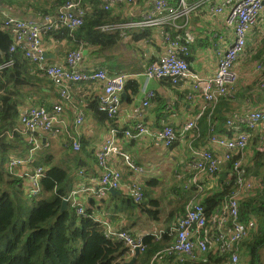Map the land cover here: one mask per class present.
Returning a JSON list of instances; mask_svg holds the SVG:
<instances>
[{
	"label": "built area",
	"instance_id": "obj_1",
	"mask_svg": "<svg viewBox=\"0 0 264 264\" xmlns=\"http://www.w3.org/2000/svg\"><path fill=\"white\" fill-rule=\"evenodd\" d=\"M1 1V0H0ZM211 1V0H209ZM100 7L106 12H112L120 5L127 7L128 21L121 25H105L100 27L104 33H114L118 30L138 31L145 29H159L170 27L180 29L179 21L184 26L190 23L191 15L197 6L188 4V0H178L172 4L170 0H154L150 9H140L139 0H98ZM206 11L210 15H224L225 25L232 29L235 35L233 42L229 43L220 53L217 74L204 79L190 71L187 57L190 54V45L193 38L189 35H172L167 33L164 37L165 52L155 62L146 65L143 76L148 80H168L179 86L182 81L191 80L192 89L199 92L207 107L209 118L214 114L216 105L221 99H236L238 72L236 63L243 55L248 40V33L264 15V0H217L208 4ZM0 14L2 8L0 7ZM84 0H67L59 9L56 17L43 15L42 22L26 20L8 16L3 22L2 30L12 35V43L8 53L21 55L41 71L56 86L59 93V102L51 110L44 107H30L19 118V125L7 131L5 135L13 139L20 134L27 144L31 146L27 156H11L5 162L4 168L9 175L20 176L26 184L25 193L31 198H37L42 193V180L45 178V167L32 170L34 154L39 148L40 141L37 134L45 133L53 137H64V143L75 152L81 150V128L85 123V113L74 103L70 91V84L100 83L102 92L98 99V110L110 120L108 136L96 154L102 168L100 186L97 188H80L71 192L64 200L75 210L77 216H87L86 197L94 195L104 199L111 190L125 189L132 201L139 205L145 198L144 186L140 177L145 173L144 167L138 165L134 159L124 152L117 144L119 138L137 139L150 134V130L143 122H136L134 126L125 131H119L114 126L122 104L123 93L128 79L127 74L117 73L111 75L104 67H97L90 71L81 68L83 61L82 50L69 51L62 65H46L45 52L42 45V36L67 31L73 34L80 29L86 19ZM15 65L14 57L0 65V118L5 104L1 99L5 83V71ZM257 74H264V57L255 66ZM264 90V77L259 84ZM154 97L153 91H147L143 107L150 105ZM75 110V118L71 126L68 125L64 114L65 107ZM197 124V120L189 121L184 131H190ZM226 127L230 135L216 134L213 127L210 130L209 143L223 150L224 163H232L231 171L234 175V190L210 214L199 200H191L185 207L184 214L169 231H160L150 234L157 241L166 234L171 241L155 258H174L177 262L204 261L211 252L218 255H229L227 264H241L240 244L249 239L257 230L256 220L243 221L240 218V203L253 196L258 183L248 170V163L242 157L249 141L257 130L264 128V110L251 109L240 115L228 116ZM165 148L174 146L179 135L171 125H166L159 137ZM256 151L264 152V135L259 137ZM110 155L120 157L132 177L125 182L121 172L109 166L107 158ZM241 156V159H238ZM219 157L210 148L192 149V159L185 166V174L194 172L189 184H184L186 190L196 187L198 192L203 191L199 184L200 176H214L220 169ZM22 170L20 173L19 170ZM86 195L84 198H79ZM93 218V217H92ZM99 223L107 237L123 242L134 255L135 249L140 254L146 251L144 237L133 236L127 231H116L111 226L93 218ZM130 254V255H131Z\"/></svg>",
	"mask_w": 264,
	"mask_h": 264
},
{
	"label": "crops",
	"instance_id": "obj_2",
	"mask_svg": "<svg viewBox=\"0 0 264 264\" xmlns=\"http://www.w3.org/2000/svg\"><path fill=\"white\" fill-rule=\"evenodd\" d=\"M153 1L139 0L140 9H150ZM177 1L171 0V3L176 4ZM58 2L57 0H1L0 29L8 16L36 22H42L43 15L56 17L62 6ZM97 2L98 0H85L86 16L90 17L94 14L95 9L99 7V2ZM215 2L217 0H188V4H194L197 9L191 15L188 25L184 26V21H179L178 23L182 27L176 29L182 36L189 35L193 38L187 61L190 64V71L204 79L217 74L220 53L235 39L233 30L228 29L225 25L226 14L216 16L207 13V5ZM108 13L114 21L113 24L121 25L128 21L127 7L124 5H120ZM130 32L133 33V31ZM130 32L118 30L108 33L113 36L118 35L120 40L117 44L107 45L103 49L78 38L77 31L67 35L64 30L51 35H43L42 45L46 65H62L68 52L79 48L83 53L82 69L90 71L97 67H104L111 75L117 73L128 75L122 104L119 114L114 120V126L119 131H125L140 121L145 123L150 130L149 135L137 139L119 138L117 142L138 165L151 167V175H146V179H143L144 182L141 179L142 176L140 177L146 195L139 205L132 201L125 189L110 192L104 199L90 195L86 197L85 207L87 209L93 201V218L108 223L113 230L127 231L137 237L166 231L168 227H171L172 223L176 222L181 215L176 216L175 210H178L183 200H186L187 204L194 198L202 200L203 197L221 189V175L212 179L206 176L199 177L198 182L206 190L205 195L197 196L198 193L194 186L189 190L183 188L184 184L190 183L194 175V172L185 174V166L192 159V149L210 148L219 157L221 166L224 162L222 159L223 150L209 143V122L211 119L206 113L209 108L202 95L192 89V81L190 79L182 81L179 86H175L168 80H148L143 76L146 65L157 61L164 54L165 35L167 33L174 34L175 30L170 27L152 29L149 38L137 42L132 40ZM263 43L264 15L248 33L246 49L236 63L235 70L238 72V80L236 101L234 102L237 103L233 108L221 104L215 110L217 134L227 135L224 126L228 116L240 115L251 109L264 106V93L258 89L259 74L255 71L256 63L264 57V48H261L263 51L260 50L258 53L260 55L263 53L260 58L251 62L258 55L256 51L258 45ZM16 57L19 58V66L15 69V73L18 75L11 80L9 86L12 99L17 103L19 115L16 122L18 126L20 116L28 108L40 106L51 110L60 99L56 86L39 67L30 63L23 56L21 57L20 52L15 54ZM69 87L74 103L86 116L85 123L81 128V150L75 152L71 147L65 145L64 137L39 133L37 134L40 141L39 148L34 154L36 156L40 152L43 156H50L51 165L73 168L74 174L66 170L70 174L67 183L68 195L82 187L91 189L100 186L102 168L96 154L108 136L111 125L110 120L96 113L98 99L103 89L102 84L79 83L70 84ZM147 91H153L154 97L150 100L148 107H143ZM64 117L68 125L71 126L75 118V110L67 105ZM191 120H197L196 126L190 131H184V127ZM166 125H171L179 135L177 143L171 148H165L159 139ZM262 135H264V128L255 131L254 138H252L258 142ZM52 147H54L51 151L53 154H46L45 151ZM254 149L255 147L250 146L244 151L243 160L246 163L251 162ZM107 162L110 167L122 173L125 182L131 181L132 177L120 157L110 155ZM181 165L183 168L178 170ZM30 167L32 170L37 167L48 169L47 165L36 166L33 164ZM169 171H172L173 174L168 175ZM19 172L21 173L22 170L20 169ZM165 179H167L166 183ZM23 182L26 184L24 180ZM160 183L164 184L162 191L164 190L165 197H168L169 200L168 215L161 214L162 203L159 199L153 198L160 189ZM85 196L81 195L79 198ZM145 201L150 202L152 208L144 204ZM170 203H172L171 208ZM186 205L181 207L182 210H185ZM155 210L159 211L157 215H154ZM170 213H173V217H175V220L171 222L168 219ZM140 257V255L137 257L135 264L138 263ZM133 258V254L128 255L125 262H129Z\"/></svg>",
	"mask_w": 264,
	"mask_h": 264
},
{
	"label": "trees",
	"instance_id": "obj_3",
	"mask_svg": "<svg viewBox=\"0 0 264 264\" xmlns=\"http://www.w3.org/2000/svg\"><path fill=\"white\" fill-rule=\"evenodd\" d=\"M57 1L63 6L67 0ZM98 8L95 9L92 16L86 17L84 25L77 32L79 33L78 38L103 49L107 45L117 44L120 37L100 30V27L113 24L114 21L110 18V13L105 12L100 4ZM151 31L152 29H145L133 31L130 34L132 40L137 42L149 38ZM65 33L69 35V32L65 31ZM177 34L179 33L175 30L172 35ZM12 41L11 33L0 29V65L11 56L15 60L14 67L5 71V83L1 84L4 89L1 99L5 107L0 118V264H122L132 252L123 242L107 237L103 227L93 221V201L87 207V216L85 217L77 216L69 203L67 209L63 210L64 199L69 193L67 183L70 174L59 166H51L50 156H43L38 152L34 157V165L48 166L45 178L42 180V193L37 198H31L25 193L24 182L20 176L9 175L5 171L4 163L9 156L24 157L31 148L20 134H15L12 140L5 135L7 131L17 126L16 121L19 115L17 103L12 99L9 86L11 80L18 75L15 73V69L19 66V58L8 53ZM74 50H79V48ZM261 55L258 54L257 57ZM263 77L264 74H259L257 83L259 91L264 93V90L259 88ZM234 101L236 100H230V98L221 99L216 108L221 104L233 108L237 103ZM255 109L264 110V106ZM96 113L107 118L98 109ZM210 119L209 136L212 127L215 133H218L215 114ZM226 122L227 118L224 127L227 131L226 134L230 135ZM253 138L249 141L245 151L250 146L255 147L251 162H248L250 166L248 170L252 176L258 179L259 186L253 196L241 201L240 218L243 221H248L254 220L255 217L257 230L249 239L243 241L239 248L241 250L245 247L248 264H264V152L256 151L259 139L257 142ZM238 159H241V156ZM231 167L232 163H224L214 176H206L212 179L221 175L220 180H222L219 191L210 193L202 200L196 198L208 214L216 209L234 190V175ZM197 193V196L205 195L206 190L203 189ZM144 194L146 195L145 191ZM184 204H187L186 200L180 203L177 211L175 210L176 216L184 214V210L181 208ZM156 206L158 208V205ZM158 212L155 210L154 215H157ZM168 219L169 222L175 220L173 213H170ZM170 228L168 227L166 231H169ZM170 241L171 238L166 234L159 241L151 235L145 236L146 251L140 254L141 257L137 264L228 263L229 255H218L211 252L204 261L199 262L180 263L174 258H155L157 253L169 245Z\"/></svg>",
	"mask_w": 264,
	"mask_h": 264
},
{
	"label": "rangeland",
	"instance_id": "obj_4",
	"mask_svg": "<svg viewBox=\"0 0 264 264\" xmlns=\"http://www.w3.org/2000/svg\"><path fill=\"white\" fill-rule=\"evenodd\" d=\"M261 48H264V43L263 44H259L258 45V47H257V54L259 53V51L261 50ZM260 57L258 56L257 57V55H256V58H254L251 62L253 63V61L254 60H258ZM53 148L54 147H52L51 149H47L45 152H46V154H53V153H51V151H53ZM55 152V151H54ZM38 154V153H37ZM51 166H54V164L53 165H51ZM180 168L178 169V170H181L182 168H183V166L181 165V166H179ZM248 167H250L249 165H248ZM62 168H64L63 166H62ZM150 168L151 167H148V166H144V169H145V173L142 175V177H141V179L143 180L144 178L146 179V175H151V172H150ZM65 170H68L71 174H74V170H73V168L72 167H68V168H64ZM173 174V172L172 171H169L168 172V175H172ZM253 178H254V180L258 183V185H257V187L259 186V182H258V179L255 177V176H253ZM168 179V178H167ZM167 179H165V183H166V180ZM145 180H143V182H144ZM163 183H160V189H158L159 191L157 192V194H155L154 195V197L153 198H157V199H159L160 200V202L162 203V205H161V214L162 215H168L169 214V211H168V204H169V200H168V197H165V193H164V190L162 191V187H163ZM152 198V199H153ZM166 201H167V203H166ZM165 203L167 204L166 205V207H165ZM144 204H146L148 207H150V208H152V205H151V203L150 202H148V201H145L144 202ZM171 204L172 203H170V208H171ZM254 217V216H253ZM254 219H255V217H254ZM167 220V219H166ZM176 222H173L172 223V225H174ZM171 225V226H172ZM240 251H242L241 253V264H248V256H247V254H246V250H245V247H243Z\"/></svg>",
	"mask_w": 264,
	"mask_h": 264
},
{
	"label": "water",
	"instance_id": "obj_5",
	"mask_svg": "<svg viewBox=\"0 0 264 264\" xmlns=\"http://www.w3.org/2000/svg\"><path fill=\"white\" fill-rule=\"evenodd\" d=\"M110 192L113 193V192H116V191L111 190ZM67 207H68V202H67V200H64V202H63V210L67 209ZM139 255H140L139 249L136 248L135 251H134V258L131 261L125 262L123 264H134L135 261L137 260V257Z\"/></svg>",
	"mask_w": 264,
	"mask_h": 264
},
{
	"label": "bare ground",
	"instance_id": "obj_6",
	"mask_svg": "<svg viewBox=\"0 0 264 264\" xmlns=\"http://www.w3.org/2000/svg\"><path fill=\"white\" fill-rule=\"evenodd\" d=\"M136 262V261H135ZM135 264V263H134Z\"/></svg>",
	"mask_w": 264,
	"mask_h": 264
}]
</instances>
